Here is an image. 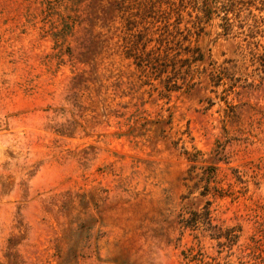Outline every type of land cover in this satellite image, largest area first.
<instances>
[{
    "label": "rangeland",
    "instance_id": "rangeland-1",
    "mask_svg": "<svg viewBox=\"0 0 264 264\" xmlns=\"http://www.w3.org/2000/svg\"><path fill=\"white\" fill-rule=\"evenodd\" d=\"M263 53L264 0H0V264H264Z\"/></svg>",
    "mask_w": 264,
    "mask_h": 264
},
{
    "label": "trees",
    "instance_id": "trees-1",
    "mask_svg": "<svg viewBox=\"0 0 264 264\" xmlns=\"http://www.w3.org/2000/svg\"><path fill=\"white\" fill-rule=\"evenodd\" d=\"M252 58L255 57L253 56ZM256 60L259 61V65L264 73V53L256 57ZM219 153L220 152H216L215 157H217ZM215 157H213L212 159L213 161L212 166H208L207 168H205V171L201 179V181H204V187H203L204 191L201 194L203 197L206 195H211L212 197H219V198L226 196V194H224L223 190H221L220 188H217L216 186H210V182L215 177L217 171L216 164L217 162L220 161L218 157L217 158ZM209 205L210 203L207 202V205L203 208L202 212L193 213L192 219L186 222L185 227H197L198 224H202L204 227V231L211 232L212 233L211 237H213L214 239L218 240L221 237H225L228 245L229 242H232V244L236 243L239 236L235 235V231H238V229H234V228L228 229L223 233L220 228H218L215 225L213 226L212 225L213 220L211 219L210 216ZM218 246H224V243L218 244Z\"/></svg>",
    "mask_w": 264,
    "mask_h": 264
}]
</instances>
